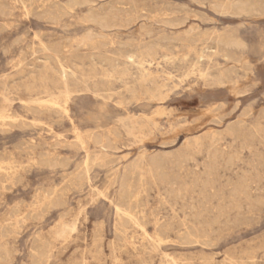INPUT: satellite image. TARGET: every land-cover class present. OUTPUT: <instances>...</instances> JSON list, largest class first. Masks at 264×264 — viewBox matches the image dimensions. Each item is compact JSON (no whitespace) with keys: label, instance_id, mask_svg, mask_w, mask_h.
<instances>
[{"label":"rangeland","instance_id":"rangeland-1","mask_svg":"<svg viewBox=\"0 0 264 264\" xmlns=\"http://www.w3.org/2000/svg\"><path fill=\"white\" fill-rule=\"evenodd\" d=\"M19 1L0 0V264H264V0ZM195 27L239 44L188 45ZM152 47L172 84L156 127L126 90Z\"/></svg>","mask_w":264,"mask_h":264},{"label":"bare ground","instance_id":"bare-ground-1","mask_svg":"<svg viewBox=\"0 0 264 264\" xmlns=\"http://www.w3.org/2000/svg\"><path fill=\"white\" fill-rule=\"evenodd\" d=\"M16 1V0H15ZM21 1V0H20ZM20 1H19V3H20ZM204 1H206V0H204ZM215 1V0H214ZM235 1L234 0H227V2H225L224 3V5H220V8H222L223 9V11H224V8H226L227 9V7L229 8V6H232L233 5V3H234ZM200 3H201V0H200ZM199 3V4H200ZM238 3V2H237ZM243 3V2H242ZM203 4V3H202ZM22 5V4H21ZM24 5V4H23ZM32 5V4H31ZM99 5V4H98ZM218 5V4H217ZM25 6V5H24ZM109 6V5H108ZM211 6V5H210ZM26 7V6H25ZM98 7V6H97ZM104 7V6H103ZM113 7H114V5H113ZM112 7V8H113ZM115 7H117V6H115ZM114 7V8H115ZM5 8V7H4ZM89 8V7H88ZM96 8V7H95ZM100 8V7H99ZM106 8H107V6H106ZM30 9V8H29ZM105 9V8H104ZM116 9V8H115ZM230 9H232V7L230 8ZM133 10V9H132ZM237 10V9H236ZM107 11V10H106ZM116 11V10H115ZM135 11V10H134ZM226 11V10H225ZM224 11V12H225ZM221 12V11H220ZM227 12V11H226ZM229 12V11H228ZM227 12V13H228ZM231 12V11H230ZM115 14H116V12H114ZM114 13H112L113 15H114ZM141 14V13H140ZM112 15V16H113ZM96 16H97V14H96ZM111 16V17H112ZM136 17V16H135ZM147 17V16H146ZM104 18V17H103ZM113 18V17H112ZM111 18V19H112ZM126 18V17H125ZM82 19V18H81ZM162 19V18H161ZM160 19V20H161ZM159 20V21H160ZM167 20V19H166ZM165 20V21H166ZM172 20V19H171ZM170 21V20H169ZM178 21H180L179 19H178ZM177 21V22H178ZM185 21V20H184ZM88 22V21H87ZM161 22H163V21H161ZM172 22L173 21H171L170 23L172 24ZM85 23V22H84ZM123 23V22H122ZM168 23V22H167ZM166 23V24H167ZM170 23H169V25H170ZM179 23V25H180V23H182V22H178ZM177 23V24H178ZM124 24V23H123ZM126 24V23H125ZM162 24V23H161ZM177 24H174V25H176V26H178ZM158 25H159V23H158ZM164 25V24H163ZM127 26V25H126ZM125 26V27H126ZM166 26V25H165ZM170 27H174V26H170ZM107 28V27H106ZM146 28H148V27H146ZM151 28H153V27H151ZM163 28V27H162ZM104 29V28H103ZM165 29V28H164ZM163 29V30H164ZM197 29V30H196ZM105 30V29H104ZM143 30H145V28L143 29ZM154 30V29H153ZM159 30V32H160V28L158 29ZM163 30H162V32H163ZM194 32L195 33H188L187 35H186V37H184V41L185 42H190V41H192V43H193V41H197V40H204V41H206V40H211V41H213V42H215L216 44H226V45H228V46H230V45H232V44H230L229 45V43H235V44H239V42H238V40L237 39H235V38H233V39H226L227 37H223V36H221V35H219V34H216V33H213V32H210V33H201L200 31H199V29L197 28V27H195L194 28ZM227 30V29H226ZM150 31V30H149ZM173 31V30H172ZM190 31H191V29H190ZM218 31V30H217ZM225 31V30H224ZM100 32H101V30H100ZM143 32H145V31H143ZM155 32V31H154ZM96 33V32H95ZM102 33V32H101ZM152 33V32H151ZM161 33V32H160ZM108 34V33H107ZM146 34V33H145ZM145 34H143V35H145ZM148 34V33H147ZM155 34V33H154ZM149 35V34H148ZM159 35H162V34H159ZM158 35V36H159ZM165 35V34H164ZM170 35V34H169ZM175 35V34H174ZM178 35V34H177ZM177 35H175V37L177 38ZM223 35V34H222ZM139 36H140V34H139ZM103 37V36H102ZM107 37H109L108 35H107ZM141 37H142V35H141ZM152 37V36H151ZM167 40H170L171 41V39H168V35H167V37H166V35L164 36ZM172 37H174V36H172ZM171 37V38H172ZM179 37H180V35H179ZM228 37H231V36H229L228 35ZM82 38V37H81ZM110 38V37H109ZM155 38H156V36H155ZM154 38V39H155ZM159 38H163V37H159ZM181 38H182V36H181ZM72 39V38H71ZM111 39V38H110ZM175 39V38H174ZM173 39V40H174ZM235 39V40H234ZM146 40V39H145ZM159 40V39H158ZM163 40V39H162ZM177 40V39H176ZM180 40H182V39H180ZM180 40H177V41H180ZM139 41V40H138ZM147 41V40H146ZM42 42V41H41ZM58 42H60V41H58ZM111 42H112V40H111ZM140 42V41H139ZM169 42V41H168ZM181 42V41H180ZM43 43V42H42ZM152 43H153V41H152ZM171 43V42H170ZM191 43V42H190ZM212 43V42H211ZM44 44V43H43ZM206 44V43H205ZM31 45V44H30ZM41 45V44H40ZM58 45H60V44H57V46L56 47H59ZM184 45V44H183ZM187 45V44H186ZM188 45H189V43H188ZM195 45V44H194ZM202 45V44H201ZM242 45V44H241ZM241 45H239L238 47H241ZM154 46H156V45H154ZM202 46H204V45H202ZM224 46V45H223ZM46 47H48V46H46ZM45 47V48H46ZM55 47V48H56ZM76 47V46H75ZM181 47V46H180ZM187 47V46H186ZM189 47V46H188ZM187 47V49H189ZM193 47V46H192ZM191 47V48H192ZM221 47V46H220ZM37 48V47H36ZM40 48H42V47H40ZM50 48V47H49ZM190 48V49H191ZM202 48V47H201ZM209 48V47H208ZM237 48V47H236ZM31 49V48H30ZM39 49V48H38ZM161 49H162V47H161ZM164 49V48H163ZM162 49V50H163ZM181 49H183L182 47H181ZM189 49V50H190ZM206 49V48H205ZM211 49V48H210ZM214 49V48H213ZM54 50V49H53ZM56 50H60V49H55V51ZM178 50V49H177ZM192 50H195V52H196V55L198 56V58L201 56V50L199 51V50H196V46L192 49ZM220 50V49H219ZM242 50V49H241ZM47 51V50H46ZM165 51V50H164ZM204 51V50H203ZM215 51V50H214ZM45 52V51H44ZM166 52V51H165ZM187 52H189V51H187ZM219 52H223V51H219ZM47 53H48V51H47ZM53 53V52H52ZM51 52H50V54H52ZM60 53V52H59ZM170 53V52H169ZM176 53V52H175ZM179 53V52H178ZM53 54H56V53H53ZM171 54V53H170ZM181 54H183V51H181ZM234 54H236V53H234ZM172 55V54H171ZM165 56V55H164ZM175 56H177V54L175 55ZM184 56H187V55H183V57ZM171 57V56H170ZM159 58H160V56H158L157 55V51H156V49L154 48V47H152V48H149L148 50H147V52L146 53H141V52H131V53H128L127 55H126V59L130 62V63H133V64H137V65H139V66H141V68H142V74H141V76H140V78L138 79V81H137V84L135 85V86H133V87H127L128 89H126V90H129L130 91V93L132 94V97H134V98H136V99H138V100H142V99H146V100H148V101H153V102H156V103H159V105L156 107V109H155V111L153 112V114L151 115V116H149V117H145V121L147 122V121H149V122H151L152 123V126H154V127H156L157 125H158V120H157V118H159L161 115H163V114H166V112H165V107H164V105H163V103H164V101L166 100V98L168 97V92H169V87L171 86L172 87V84L169 86V83H168V81H169V79H170V77H168L169 75L167 74V75H165L166 77H162L161 76V72H159V68L161 67V65H160V60H159ZM164 58V57H163ZM174 58V57H173ZM185 58V57H184ZM227 58V57H226ZM238 59H240L241 57H237ZM168 59V58H167ZM176 59V58H175ZM59 60V59H58ZM199 62V61H198ZM197 62V63H198ZM21 64V63H20ZM146 65L148 66V67H146ZM194 65V64H193ZM60 67H61V65H59ZM151 66H154V68L155 69H151ZM219 66V65H218ZM193 67V66H192ZM62 68V67H61ZM66 68V67H65ZM190 69H191V67H190ZM199 71V70H198ZM190 72H191V70H190ZM62 73H63V70H62ZM197 73H199V72H197ZM221 73V72H220ZM10 74V73H9ZM166 74V73H165ZM202 74V73H201ZM223 74V73H222ZM55 75V74H54ZM95 76V75H94ZM224 76V75H223ZM210 77V76H209ZM64 82V81H63ZM126 86H128V85H126ZM174 86H175V84H174ZM125 87V86H124ZM126 88V87H125ZM171 90V89H170ZM233 90H236L235 88H233ZM137 100V101H138ZM46 101V100H45ZM45 101L44 100H40V101H38V102H44L45 103ZM122 101V100H121ZM37 102V103H38ZM55 102V101H54ZM49 102H47V104H48ZM66 103V102H65ZM122 103V102H121ZM39 104H41V103H39ZM54 105V104H53ZM51 106H52V104H51ZM120 106V105H119ZM48 107V106H47ZM49 107H50V104H49ZM54 106H52V108H53ZM56 107H57V105H56ZM61 107V106H60ZM51 108V107H50ZM55 108V107H54ZM56 109H58V108H56ZM62 109V108H61ZM61 109H59V110H61ZM64 109V108H63ZM42 110H44V109H42ZM66 110V109H65ZM193 110V109H192ZM61 112H62V110H61ZM200 112V111H199ZM197 113V112H196ZM139 115V114H138ZM3 118V117H2ZM135 118V117H134ZM132 119V118H131ZM122 120V119H121ZM126 120V119H125ZM124 120V121H125ZM141 120V119H140ZM119 121V120H118ZM145 121H138L137 119H134V120H131L130 122H131V125H129L128 127H127V129L130 131V133H132V132H135V133H137L139 136H140V138H137V139H140L141 140V142L144 140V139H146V137H149L151 134V132H149V134H144V132L146 131V129H149L150 127L147 125V123L145 122ZM122 122V121H121ZM243 122V121H242ZM256 122V121H255ZM3 123V122H2ZM14 124V123H13ZM119 124V123H118ZM241 124V123H240ZM245 124V123H244ZM264 125V124H263ZM262 124H261V126L264 128V126H263ZM258 126V125H257ZM257 126H255V127H257ZM254 127V128H255ZM259 127V126H258ZM262 127H259L258 129V133H259V131H261L260 129L262 128ZM251 127H248V129H250ZM6 129V128H5ZM151 129V128H150ZM132 131V132H131ZM255 131V130H254ZM228 132V131H227ZM250 132H252V131H250ZM256 132V131H255ZM263 132V131H262ZM76 133H77V131H76ZM75 133V134H76ZM94 133V132H93ZM127 133V132H126ZM247 133V132H246ZM249 133V132H248ZM137 134H135L134 136H136ZM228 134V133H227ZM260 134V133H259ZM78 135V134H77ZM77 135H76V137H77ZM85 135V134H84ZM251 135V134H250ZM257 135V134H256ZM261 135H263L262 133H261ZM79 136V135H78ZM242 136H243V134H242ZM245 136V135H244ZM243 136V137H244ZM101 137V136H100ZM223 137V136H222ZM249 137V136H248ZM247 137V138H248ZM202 138V137H201ZM236 138V137H235ZM261 138H262V136H261ZM196 139V138H195ZM194 139V140H195ZM219 139H221V135H219V133H216V132H214V131H212V130H210V134H209V136H208V138H207V142H209L210 144H214V143H216L217 142V140H219ZM32 140V139H31ZM78 140H80V141H82L81 140V138H79ZM89 140V139H88ZM80 141H78V143L80 144ZM203 141V140H202ZM202 141H198L197 143H196V146L198 147V146H201L202 145ZM83 142V141H82ZM204 142V141H203ZM206 142V141H205ZM206 142V143H207ZM139 143V142H138ZM89 144V143H88ZM137 144V143H136ZM191 144H193V143H191ZM190 144V145H191ZM82 145H83V143H82ZM206 146H207V144H206ZM212 146V145H211ZM193 147L194 146H192V149H193ZM204 146H202V148H203ZM209 147V146H208ZM214 147V150L213 151H210V155H211V157L213 156V157H215L216 155H217V149H215V146H213ZM218 147V146H217ZM247 147V146H246ZM185 148V147H184ZM206 148V147H205ZM26 149V148H25ZM189 149H191V148H189ZM191 149V150H192ZM207 149V148H206ZM212 149V148H211ZM223 149V148H222ZM220 150H221V148H220ZM29 153V152H28ZM177 153V152H176ZM192 154V153H191ZM175 155V154H174ZM52 156V155H51ZM167 156V155H166ZM257 156V155H256ZM3 157V156H2ZM171 157H172V155H171ZM175 157V156H174ZM173 157V158H174ZM178 157V156H177ZM182 157V156H181ZM1 158V157H0ZM151 158V157H150ZM167 158V157H166ZM228 158V157H227ZM88 159V158H87ZM96 159V158H95ZM137 167H138V171H139V168L141 169V170H143V169H147V171L149 170V171H152L153 169H154V167H156V163L154 162V160L153 159H148L147 158V153H146V151L145 150H142V151H140L139 153H138V155H137ZM158 160V159H157ZM171 160H173V159H171ZM176 160V159H175ZM183 160V159H182ZM184 160H185V158H184ZM87 163V162H86ZM169 163V162H168ZM183 163V162H182ZM93 164V163H92ZM41 165V164H40ZM87 165V164H86ZM85 165V166H86ZM170 165V164H169ZM1 167H3V166H1ZM7 167V166H6ZM209 167V166H208ZM87 168V167H86ZM115 168V167H114ZM117 168H118V166H117ZM123 168V167H122ZM132 168V167H131ZM130 168V169H131ZM186 168V167H185ZM116 169V168H115ZM134 170L136 169V167L135 168H133ZM114 170V169H113ZM117 170V169H116ZM140 170V171H141ZM185 170V169H184ZM3 171V170H2ZM132 171V170H131ZM130 171V172H131ZM139 171V172H140ZM124 172V171H123ZM133 172V171H132ZM187 173V172H186ZM150 175H151V173H149ZM184 174V173H183ZM129 175H131V174H129ZM142 175H147V174H142ZM194 175V174H193ZM113 176V175H112ZM139 176V175H138ZM252 176V175H251ZM150 177V176H149ZM132 178V177H131ZM148 177H146V179H147ZM141 179H144V178H141ZM151 179H153V178H151ZM195 179V178H194ZM250 179V178H249ZM121 180V179H120ZM82 181V180H81ZM140 181V180H139ZM155 181V180H154ZM153 181V182H154ZM6 182V181H5ZM4 182V183H5ZM88 182V181H87ZM82 183V182H81ZM145 183V182H144ZM78 184V183H77ZM1 185V184H0ZM129 185V184H128ZM127 185V186H128ZM137 185V184H136ZM142 185V184H141ZM119 186V185H118ZM131 186V185H130ZM129 186V187H130ZM72 187H74V186H72ZM128 187V188H129ZM138 187H139V185H138ZM137 187V188H138ZM183 187V186H182ZM210 187V186H209ZM118 188V187H117ZM136 188V189H137ZM140 188V187H139ZM138 188V189H139ZM66 189V188H65ZM130 189V188H129ZM70 190V189H69ZM141 190H142V188H141ZM63 191V190H62ZM136 191V190H135ZM130 193V192H129ZM140 194H142L141 192H140ZM138 195V194H137ZM119 196V195H118ZM133 197V196H132ZM136 197H139L140 198V196H136ZM129 198V197H128ZM139 200V199H138ZM45 201V200H44ZM61 201V200H60ZM129 201H132V200H129ZM129 201H128V203H129ZM40 202V201H39ZM134 202V201H133ZM53 203V202H52ZM259 203V202H258ZM37 204V203H36ZM164 204V203H163ZM129 205V204H128ZM168 205V204H167ZM38 207V206H37ZM44 207V206H43ZM49 208V207H48ZM116 208V207H115ZM123 208V207H122ZM136 208V207H135ZM138 210V209H137ZM140 210V209H139ZM41 211V210H40ZM46 211V210H45ZM116 211L118 212L119 211V209L117 210L116 209ZM196 211V210H195ZM44 212V211H43ZM116 212V213H117ZM128 212V211H127ZM126 212V213H127ZM130 212V211H129ZM36 213V212H35ZM38 213V212H37ZM118 213H121L122 214V212H118ZM123 213H125V212H123ZM138 214H139V212H138ZM132 215V214H131ZM141 215H143L142 213H141ZM63 216V215H62ZM123 216V215H122ZM125 216V215H124ZM25 217V216H24ZM35 217V216H34ZM126 217V216H125ZM131 217V216H130ZM134 217V216H133ZM132 217V218H133ZM120 218V217H119ZM143 219H144V217H143ZM72 220V219H71ZM136 221V220H135ZM122 222V221H121ZM132 222H133V220H132ZM137 222V221H136ZM184 222H186V221H184ZM134 223V222H133ZM119 224V223H118ZM184 223L182 222V225H183ZM58 225V224H57ZM129 225V224H128ZM132 225V224H131ZM130 225V226H131ZM140 224H138V226H139ZM143 225V224H142ZM189 225V224H188ZM16 226V225H15ZM56 226V225H55ZM118 226H121V225H117V227ZM137 226V225H136ZM141 226V225H140ZM167 226V225H166ZM63 227V226H62ZM69 227V226H68ZM66 228V227H65ZM127 228V227H126ZM62 229V228H61ZM72 229V228H71ZM74 229V228H73ZM64 230V229H63ZM122 230H124V229H122ZM144 231V230H143ZM142 231V232H143ZM181 231V230H180ZM174 232H176V231H174ZM188 232V231H187ZM197 232V231H196ZM62 234H63V232H62ZM144 234H146L145 233V231H144ZM143 234V235H144ZM119 235V234H118ZM122 235V234H121ZM123 236V235H122ZM121 236V237H122ZM63 237V236H62ZM124 237V236H123ZM132 237V236H131ZM190 237V236H189ZM192 237V236H191ZM125 238H126V236H125ZM135 238V237H134ZM159 238H161V237H159ZM197 238H199V237H196L195 239H197ZM45 239V238H44ZM49 239V238H48ZM203 239V238H202ZM134 240V239H133ZM161 240V239H160ZM158 241V240H157ZM162 241V240H161ZM175 242V241H174ZM42 243V242H41ZM158 243H160V242H158ZM52 244V243H51ZM196 244V243H195ZM34 246V245H33ZM51 246V245H50ZM35 247V246H34ZM254 250V249H253ZM40 251V250H39ZM44 252V251H43ZM10 253V252H9ZM250 253V252H249ZM255 254V253H254ZM40 255H41V253H40ZM43 256V255H42ZM41 256V257H42ZM37 257H38V255H37ZM36 257V258H37ZM179 259V258H178ZM46 260V259H45ZM172 261H174V260H172ZM187 261V260H186ZM232 261V260H231ZM177 263V262H176ZM235 263V262H234ZM167 264V263H166ZM178 264V263H177ZM185 264H187V263H185Z\"/></svg>","mask_w":264,"mask_h":264}]
</instances>
